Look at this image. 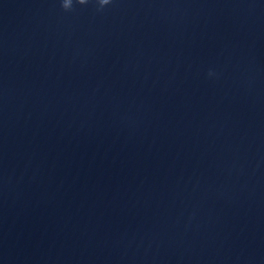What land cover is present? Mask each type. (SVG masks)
<instances>
[{
	"label": "clouds",
	"instance_id": "1",
	"mask_svg": "<svg viewBox=\"0 0 264 264\" xmlns=\"http://www.w3.org/2000/svg\"><path fill=\"white\" fill-rule=\"evenodd\" d=\"M77 2L81 5H84L86 3H88V0H77ZM98 3L101 7H103L104 5H107L108 3H110V0H98ZM72 6V0H63V4L62 7L65 10L70 9Z\"/></svg>",
	"mask_w": 264,
	"mask_h": 264
}]
</instances>
